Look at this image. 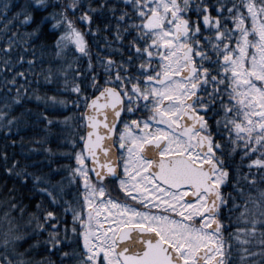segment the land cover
<instances>
[{
	"label": "snow or ice",
	"instance_id": "obj_1",
	"mask_svg": "<svg viewBox=\"0 0 264 264\" xmlns=\"http://www.w3.org/2000/svg\"><path fill=\"white\" fill-rule=\"evenodd\" d=\"M101 31L111 51L94 66L85 36ZM46 41L88 58L70 89L59 70L71 99L37 94L58 78L35 70ZM33 98L82 129L75 203L9 160ZM0 129V264H264V0H0ZM21 189L53 209L20 223Z\"/></svg>",
	"mask_w": 264,
	"mask_h": 264
},
{
	"label": "trees",
	"instance_id": "obj_2",
	"mask_svg": "<svg viewBox=\"0 0 264 264\" xmlns=\"http://www.w3.org/2000/svg\"><path fill=\"white\" fill-rule=\"evenodd\" d=\"M13 2L23 3L24 0H13ZM13 11H15V9H13ZM9 15H11V13H9ZM97 25H101L102 27L99 19L96 20L92 27L96 28ZM77 27H79L82 31L85 30L84 25L78 24ZM105 36H107L109 40L112 39L110 33L103 31L99 32L96 36L91 34H86L85 36L91 50L94 66L96 63L97 53L101 56H105L109 51H111V49L103 47L105 43ZM45 43L48 47L44 49L42 57L41 53L37 51L38 59H43L44 63H37L35 70L40 71L42 68L51 67L53 72L57 73L58 78L50 85H45L43 80H41V86L37 94L40 96L55 95L59 99H71L72 97L64 90V76L59 75V70L67 69V87L70 89L74 79V69H79L82 73L88 74V58L81 57L71 45L65 48L60 57H57L53 47V42L46 41ZM119 47V44L114 43L112 45L113 49ZM126 56L127 53H125V57ZM120 58L121 57L118 54L113 56V59L116 60H119ZM69 63L72 64V68H68ZM24 67L27 68V65ZM98 71H100L102 75V69H98ZM76 82L83 83L81 80H76ZM25 107L30 108L34 115L28 118L27 124L22 126L19 135L12 137L16 140V144L6 149L9 155V160H18L21 165H34V167H29L28 170L37 174L46 175L54 185L62 182V200L72 201L75 203L78 197L79 185L75 181L70 182V172L71 168L75 167L74 152L79 150L81 147L78 143V138L81 134H83V132L82 129L78 127L79 122L73 119L64 123V118L66 116H72L73 113L66 108H59L56 111L46 109L43 100L36 101L33 98L27 105H25ZM19 111L20 110L17 109V114ZM42 112H45L49 118L56 121V123L53 125H47L44 121L38 119L40 113ZM2 132L3 130L0 129V133ZM10 143V139L5 140L3 135L0 134V150H4L5 144ZM2 175V168H0V176ZM2 183H4V181L0 179V184ZM8 185L11 187V181L8 182ZM29 187H31V185H29ZM224 191L227 193L231 191V189L226 188ZM21 192L23 195L30 197V199H25L23 201L24 205L27 207V212L24 220L20 221V223H24L27 220V213H33L36 216L42 217L44 209H53V206L50 204V201L46 196L40 193H30L27 189H21ZM37 203L42 205L39 210L36 208ZM7 210V205L4 203V196L0 193V217H3L4 212ZM57 211L61 216V219L65 220L67 224L70 225L71 215H65L63 213V207H60ZM46 237V232L39 234V230H37V235L33 239L34 241H40L42 243ZM68 243L70 246L65 249L66 251H72L73 249L77 251L79 250L77 243L73 242V240L70 239ZM38 251L43 252V249L40 248ZM34 258L39 259V256H35Z\"/></svg>",
	"mask_w": 264,
	"mask_h": 264
},
{
	"label": "flooded vegetation",
	"instance_id": "obj_3",
	"mask_svg": "<svg viewBox=\"0 0 264 264\" xmlns=\"http://www.w3.org/2000/svg\"><path fill=\"white\" fill-rule=\"evenodd\" d=\"M108 187L109 188H112L113 186L112 185H109ZM113 195H116V192L115 191H113Z\"/></svg>",
	"mask_w": 264,
	"mask_h": 264
}]
</instances>
